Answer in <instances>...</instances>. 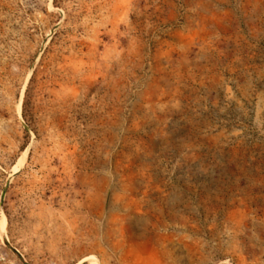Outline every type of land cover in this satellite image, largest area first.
I'll return each mask as SVG.
<instances>
[{
    "label": "rangeland",
    "instance_id": "rangeland-1",
    "mask_svg": "<svg viewBox=\"0 0 264 264\" xmlns=\"http://www.w3.org/2000/svg\"><path fill=\"white\" fill-rule=\"evenodd\" d=\"M0 264H264V0H0Z\"/></svg>",
    "mask_w": 264,
    "mask_h": 264
}]
</instances>
